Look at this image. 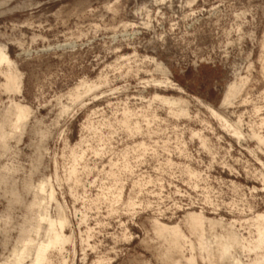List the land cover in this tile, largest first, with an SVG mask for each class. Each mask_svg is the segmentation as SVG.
Instances as JSON below:
<instances>
[{
  "label": "rangeland",
  "instance_id": "rangeland-1",
  "mask_svg": "<svg viewBox=\"0 0 264 264\" xmlns=\"http://www.w3.org/2000/svg\"><path fill=\"white\" fill-rule=\"evenodd\" d=\"M0 46L22 81L7 91L0 67V261L47 240L31 205L52 190L47 211L64 208L71 240L44 264H165L159 225L179 226L181 254L206 264L192 213L242 245L257 239L264 0H0ZM83 83L95 89L77 101Z\"/></svg>",
  "mask_w": 264,
  "mask_h": 264
},
{
  "label": "bare ground",
  "instance_id": "bare-ground-1",
  "mask_svg": "<svg viewBox=\"0 0 264 264\" xmlns=\"http://www.w3.org/2000/svg\"><path fill=\"white\" fill-rule=\"evenodd\" d=\"M262 59L264 64V58ZM2 65H6V68L2 69V74L6 78L7 91L19 92L22 83L21 76L17 71L15 63L10 60L5 47L0 46V67ZM240 88L241 86H233L230 89V93H237L240 91ZM93 89H95L94 86L83 83L80 88L76 89L72 98L79 101L84 94L86 95V93H90ZM157 97L158 96H156V98ZM160 101L167 104L172 112H174L175 105H180L182 106L180 111L181 114L186 113V110L183 108L184 101L180 99L177 100L175 98L162 97L160 98ZM68 108H63V115H65L68 110H71ZM28 113L29 109L26 106L22 104L14 105V115L17 121L25 119ZM234 133L239 134L238 127H235ZM260 140L263 141V138ZM2 141L3 137L0 136V142ZM41 182L42 183L40 184L38 182V186H35L36 189L33 187V190L35 191L31 189L38 198L40 193L46 192L48 185L46 181L41 180ZM31 191L29 189V192ZM52 191L47 195L45 193L46 196L42 198L46 201L45 203L34 202L31 205V207H38L40 210L38 223L34 231L39 235V232L42 229V224L44 223L48 233L47 240L42 242L40 239L34 240L31 237L27 238L22 245L14 247L10 253L11 256L8 259L0 261L1 264H44L48 259L50 250L55 249L60 252L64 249L63 247L65 244L71 240L70 237H67L64 233L65 227L69 224V219H67L68 216L65 214L66 212L64 211V208L58 204L59 214H57V216L55 215L56 218H54V216L52 217L47 211L48 206L51 204L50 202H55L56 196H54ZM255 220V223H257V239L253 244L250 243L248 246L240 243L238 235L232 231L230 227L226 230L217 231L214 224L207 225L205 219L199 214H188L185 219V224L187 226H192L191 229L193 230L194 235L192 250L199 252L198 254H201V257L206 264H244L239 257L235 256L237 248H242L255 253V257L247 264H264V215H257ZM155 233L160 238V241H163L165 244V264H197L195 255L186 259L180 252V249L182 248L181 240L183 238V233L179 226L168 227L159 225L156 226Z\"/></svg>",
  "mask_w": 264,
  "mask_h": 264
}]
</instances>
